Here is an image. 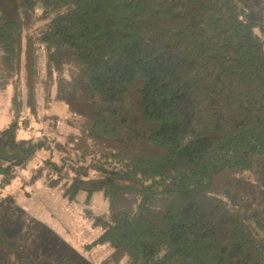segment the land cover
Listing matches in <instances>:
<instances>
[{"label": "trees", "instance_id": "trees-1", "mask_svg": "<svg viewBox=\"0 0 264 264\" xmlns=\"http://www.w3.org/2000/svg\"><path fill=\"white\" fill-rule=\"evenodd\" d=\"M263 17L246 0H0L14 115L0 185L47 144L18 138L17 121L36 108L43 47L45 101L75 130L56 143L57 180L69 201H107L93 221L107 262L264 264ZM0 264L71 261L34 259L0 226Z\"/></svg>", "mask_w": 264, "mask_h": 264}, {"label": "rangeland", "instance_id": "rangeland-1", "mask_svg": "<svg viewBox=\"0 0 264 264\" xmlns=\"http://www.w3.org/2000/svg\"><path fill=\"white\" fill-rule=\"evenodd\" d=\"M257 14H264L263 0H246ZM264 18V17H263ZM37 21L28 31L36 33L41 25ZM23 49L25 44L23 43ZM38 79L36 85V108L24 104L18 121V138L44 140L46 147L39 150L32 159L15 171L14 178L6 186L0 185V226L8 235H17L20 243L34 259L46 258L56 261L64 256L71 264H111L107 257L111 252L108 244H94L101 233L93 221L107 212V201L100 191L88 196L81 191L76 201H69L62 194L64 172L60 155L55 146L64 142L68 133L75 132L64 103L45 101L46 60L43 47L38 49ZM24 63V57L22 58ZM0 70V129L14 118L11 110L13 87L5 81ZM24 66L21 71V85L24 83ZM22 91H24L22 89ZM54 93V88H52ZM48 161L55 162L63 170H52ZM67 167V166H66ZM66 176V174H65ZM56 184V186H51ZM123 258L119 264H126Z\"/></svg>", "mask_w": 264, "mask_h": 264}]
</instances>
